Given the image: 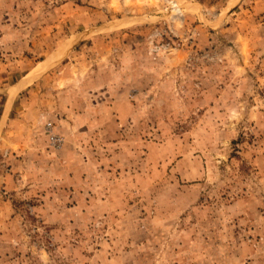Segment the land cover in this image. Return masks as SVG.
Returning a JSON list of instances; mask_svg holds the SVG:
<instances>
[{"label": "rangeland", "instance_id": "obj_1", "mask_svg": "<svg viewBox=\"0 0 264 264\" xmlns=\"http://www.w3.org/2000/svg\"><path fill=\"white\" fill-rule=\"evenodd\" d=\"M0 264H264V0H0Z\"/></svg>", "mask_w": 264, "mask_h": 264}]
</instances>
